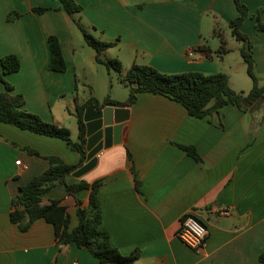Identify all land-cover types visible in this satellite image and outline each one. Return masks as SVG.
<instances>
[{
  "label": "crops",
  "instance_id": "1",
  "mask_svg": "<svg viewBox=\"0 0 264 264\" xmlns=\"http://www.w3.org/2000/svg\"><path fill=\"white\" fill-rule=\"evenodd\" d=\"M76 1L83 6L77 15L82 25L102 40L116 41L99 53L103 62L97 60V52L88 56V62L118 60L123 77L134 63L167 73L224 72L235 88L233 76L244 64L241 58L234 65L229 62L233 53L242 57V46L228 45L230 21L240 15L234 0ZM241 1L249 9L242 30L253 44L263 85L264 31L257 29L256 16L261 12L264 17V0ZM216 28L226 41L227 51L222 54L216 52L221 46ZM52 35L61 44L66 71L49 67ZM82 39L81 29L60 0H0V74L4 55L16 54L21 61L18 71L0 78V91H6L5 81L12 84L13 93L24 95L26 110L68 127L74 141L79 136L78 122L68 116L65 105L76 109V96L82 101L90 97L75 93L76 46ZM190 49L195 51L193 56L188 54ZM123 102L110 99L108 103ZM125 107L130 114L121 142L103 148L85 175L67 177L69 182L101 181L102 228L112 244L124 255L139 249L134 264H263L259 256L264 252V101L249 111L226 105L219 114L201 118L160 94L140 93L132 106ZM184 146L194 147L201 161ZM50 155L69 164L81 160V154L61 138L0 121V264H100L74 241L59 245L53 224L43 218L26 231L11 220L20 186L48 168ZM19 159L27 168L16 164ZM78 195L83 206L88 205L90 189ZM52 199L66 206L70 229L77 226L74 196L57 186L42 195L41 203ZM223 208L229 214H220ZM188 214L209 229L200 251L178 238Z\"/></svg>",
  "mask_w": 264,
  "mask_h": 264
},
{
  "label": "trees",
  "instance_id": "2",
  "mask_svg": "<svg viewBox=\"0 0 264 264\" xmlns=\"http://www.w3.org/2000/svg\"><path fill=\"white\" fill-rule=\"evenodd\" d=\"M63 8L73 18L81 29L84 41L98 53L97 60L103 62L99 53L116 44V41H105L96 37L77 17L83 6L76 0H60ZM240 15L230 21L232 35L243 43L241 55L247 65L248 75L251 77L253 86L248 93L235 90L229 83L228 75L224 72L204 73L200 71H185L180 73H167L160 71L148 64L134 63L123 81L129 87L128 98L123 102L126 106H132L140 93H152L166 96L186 107L188 112L195 117L201 118L209 114H219L220 109L226 105L234 104L243 111L251 110L258 102L264 101V84H260L257 72V62L252 52V42L248 35L242 30L243 22L249 15L248 7L241 0H234ZM47 8H36V11L44 12ZM13 18V14L9 16ZM256 27L264 31V17L261 12L256 16ZM215 34L221 39V46L216 51L218 54L225 53L226 41L218 28ZM51 70L66 71L67 63L64 58L59 39L52 35L49 37ZM206 52L211 56V50L207 47ZM114 68L121 70L122 64L118 60L105 62ZM3 68L0 78L4 74L13 73L20 69L21 61L16 54H7L1 58ZM6 82V91H0V121L15 125L20 129L32 131L37 134L58 137L66 141L68 146L81 154L80 162L76 164L67 163L62 157L50 155L48 168L42 173L34 176L27 184L20 186V194L16 201V208L10 213L11 220L19 225L22 231L30 228L34 221L43 218L52 223L55 228L57 242L61 246L68 245L71 241L76 242L79 247L87 248L100 261V264H134L140 257V250L134 249L129 255H124L115 247L110 234L102 228V209L99 197L101 181L92 183L85 179L69 182L67 177L80 168L86 161L87 143L86 123L84 111L90 104L97 108L106 105L110 99L101 103L90 96L85 101L76 96L75 116L79 127L78 140L71 138L70 129L55 122L44 120L39 114L24 108L25 97L22 93H13V85ZM190 154L201 161L196 149L184 146ZM30 151L34 152L30 149ZM63 187L69 195L74 196L77 203V226L70 229L71 217L66 206L61 205L57 199H52L48 204H42V195L54 187ZM90 189V200L88 205L83 206L78 193L81 190ZM264 264V252L259 256Z\"/></svg>",
  "mask_w": 264,
  "mask_h": 264
},
{
  "label": "rangeland",
  "instance_id": "3",
  "mask_svg": "<svg viewBox=\"0 0 264 264\" xmlns=\"http://www.w3.org/2000/svg\"><path fill=\"white\" fill-rule=\"evenodd\" d=\"M228 34V45L231 47L242 46V42L233 37L230 31L227 29ZM215 39V43H216ZM83 45V47H82ZM77 55H78V65H77V75L79 77L78 83L75 88L76 91L81 96H94L99 102L103 103L107 99H115L116 101H125L129 95V87L126 82L123 81V76L120 70L114 68L112 65H107L106 63H97L96 61L88 62V56L95 54L96 51L85 41H81V44H77ZM113 55V54H112ZM229 62L234 65L236 58H241L243 60L244 66L241 67L240 71L233 76V83L235 85V90L248 93L253 82L251 77L247 72V65L239 53H233L229 57ZM245 79V82H244ZM71 98V95L66 97L64 100ZM65 109L68 116L72 114L73 120H75V106L73 104L65 105ZM76 137L73 136V140Z\"/></svg>",
  "mask_w": 264,
  "mask_h": 264
},
{
  "label": "water",
  "instance_id": "4",
  "mask_svg": "<svg viewBox=\"0 0 264 264\" xmlns=\"http://www.w3.org/2000/svg\"><path fill=\"white\" fill-rule=\"evenodd\" d=\"M130 110L121 103H107L101 108L90 104L84 111L86 123V162L72 173L81 177L96 165L97 154L103 149L122 140V130L128 121Z\"/></svg>",
  "mask_w": 264,
  "mask_h": 264
},
{
  "label": "built area",
  "instance_id": "5",
  "mask_svg": "<svg viewBox=\"0 0 264 264\" xmlns=\"http://www.w3.org/2000/svg\"><path fill=\"white\" fill-rule=\"evenodd\" d=\"M194 53V49H190L188 52L190 56H193ZM16 164L23 165L27 168V166L22 163L21 159L17 160ZM219 213L227 215L229 214V210L227 208H223L219 211ZM208 234L209 229L207 225L197 216L188 214L184 218L182 227L178 232V238L190 248L200 251L206 246Z\"/></svg>",
  "mask_w": 264,
  "mask_h": 264
}]
</instances>
